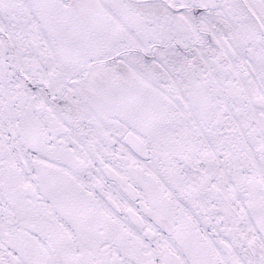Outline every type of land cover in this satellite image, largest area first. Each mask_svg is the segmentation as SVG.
I'll use <instances>...</instances> for the list:
<instances>
[{
    "label": "snow or ice",
    "instance_id": "1",
    "mask_svg": "<svg viewBox=\"0 0 264 264\" xmlns=\"http://www.w3.org/2000/svg\"><path fill=\"white\" fill-rule=\"evenodd\" d=\"M0 264H264V0H0Z\"/></svg>",
    "mask_w": 264,
    "mask_h": 264
}]
</instances>
